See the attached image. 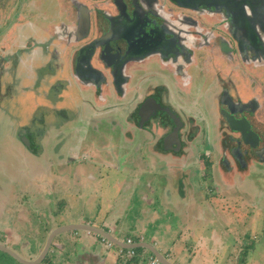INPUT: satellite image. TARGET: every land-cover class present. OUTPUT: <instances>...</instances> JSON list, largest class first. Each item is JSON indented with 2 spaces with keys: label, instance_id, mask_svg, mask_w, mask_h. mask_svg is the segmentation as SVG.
Here are the masks:
<instances>
[{
  "label": "rangeland",
  "instance_id": "374dc122",
  "mask_svg": "<svg viewBox=\"0 0 264 264\" xmlns=\"http://www.w3.org/2000/svg\"><path fill=\"white\" fill-rule=\"evenodd\" d=\"M43 1L46 9L55 14L51 17H55L54 23L58 26L62 23L61 20H64L59 17L58 13L65 12L63 8L66 0ZM16 2L17 0L0 1V27L2 26L0 41L6 34L4 31H9L7 29L9 24L15 22L11 19L8 23L5 17H15ZM2 7H6L4 9L7 13H2ZM28 7L24 9L26 15L23 19L24 22L37 19L36 16H31L30 12L32 11L28 10ZM2 19L3 23L1 24ZM40 20L41 25L54 24L49 17ZM54 26L52 25V27ZM28 31L30 36L36 34L32 29H28ZM28 31L25 30L23 34L26 35ZM49 32L54 33L53 31ZM56 32L61 33V29ZM23 44L25 43H20V46ZM54 53L56 57H52L54 55L52 53L47 62L46 57L45 60H42L45 66L35 70V77L29 80L24 88L18 75L16 63L10 62L9 59H4V61L7 60L8 65H5L6 62H0V77L3 73L5 74L4 78L0 79V88L4 89L3 92L0 90V97L3 96L0 100V240L26 259L31 253L42 251L43 242L46 243L48 238V236L45 237V234L49 230L52 231L55 221L61 226L67 224L69 216H76L81 211L92 214L97 210L102 213L109 209L108 202L104 200L105 197L101 199L103 191L110 188L107 192L111 196L114 207H118V204L125 200L118 193L115 195L113 193L116 189L113 187L116 177L122 178L124 170L119 173L110 172L111 178L108 181H101L97 176L91 178L89 172L98 168L95 165L100 162L101 158L109 161L122 160L127 152L131 151V148L127 149L122 144L129 137V134L126 137L121 133L123 131L121 124L125 128L127 127V113L121 112L120 114H125L122 116L118 112L100 113V116L97 117L102 120V123L97 121L95 123L98 124L97 126L84 122L79 114L85 107L83 104L87 91L69 85L67 73L63 69V53ZM69 93H71V99L68 96ZM133 98V95L131 97L129 95L124 102L122 101L125 108L131 105ZM205 98L200 99L201 101L197 100L196 105L199 110L201 109L198 112V121L207 127L208 118L204 115H208L205 111L210 104L208 100L203 101ZM111 103H114L113 100ZM102 115L108 117L105 118ZM136 131H134L135 141H145L146 139H143L145 133L138 128ZM210 136L209 131L206 130L204 138L210 140ZM26 137L34 141L31 148L28 144L26 145ZM208 147H211L210 142L205 147L201 141L198 148L190 151L193 153L192 157H195L191 159L193 160L191 177L194 190L203 193L205 197L209 198V201L213 202L215 200L213 194L225 191L230 193L231 196L227 197L223 203L213 204L214 206L231 207L232 212H234L232 209L234 204L242 201L240 195H243L242 199L247 204H244L238 215L231 213L232 230L226 237V241L229 242L231 249L242 248L241 244L244 242L251 243L250 247L252 248L245 257L246 262L244 263L264 264V162L251 170L246 182H242L234 188H228L214 182L210 175L213 174L212 170L208 171L207 169L209 167L207 165H211V161L205 157H210L212 152ZM132 148L135 152L133 157L140 158L139 155H142L150 162L154 160L147 149ZM77 151L78 154L75 156ZM84 154H88L87 160L79 161L78 158L83 157ZM66 157L67 165H64L63 160ZM149 167L155 171L152 173L161 175L158 173L160 168L157 165ZM161 173L163 174V172ZM168 175L167 173L162 177L168 180ZM213 187H217L215 192H212ZM207 206V203H203L202 209L205 210ZM218 210L222 212V209ZM168 218L169 221H176V217L169 216ZM162 219L164 217H161ZM220 221L222 220H217L218 228L224 227L223 223H219ZM204 225L205 222L200 227ZM208 227L212 229V226H205L203 232L209 235L211 231L206 229ZM237 232L241 233L240 237ZM68 234L69 231H65L57 235V239L53 240L51 246L53 251H50L44 261L39 264H68L71 259L84 262L87 257L89 258L92 250L86 251L75 243L67 245ZM59 239H63L62 242ZM238 242L240 244H237ZM73 249L75 250L72 252ZM111 257L113 256L111 255ZM119 257L123 263L116 261V264H131L132 262L131 260L127 261L125 255L119 254ZM128 259L130 258L128 257ZM91 262L94 261L91 260ZM105 262L107 264L108 259ZM0 264L23 263L10 254L0 251Z\"/></svg>",
  "mask_w": 264,
  "mask_h": 264
},
{
  "label": "flooded vegetation",
  "instance_id": "af4514ba",
  "mask_svg": "<svg viewBox=\"0 0 264 264\" xmlns=\"http://www.w3.org/2000/svg\"><path fill=\"white\" fill-rule=\"evenodd\" d=\"M27 6L40 26L39 21L44 17L52 22L55 19L44 1L17 0L15 17L6 16L5 19L8 23L11 19L18 22V40L24 43L30 41L28 29L33 25V21L23 20ZM4 8L2 13H7ZM63 10L65 12L58 15L67 21V27L71 21L79 26L77 31H70L78 40L69 50L75 76L82 84H92L99 90L112 82L118 91H124L123 83L131 79L140 83L146 77L149 81L148 84L144 82L145 89L141 88L142 98L138 99L139 91L134 98L136 104L130 111L131 121L150 130L151 136L164 147L166 138L178 125L177 119L181 123L179 144L173 141L170 149L184 145L199 131L206 132L196 124V119L184 118L180 110L163 99L166 83L174 82L177 77L182 83L190 80L194 85L212 78L217 85L211 95L214 93L215 114L224 130L221 138L224 153L238 167L264 159V101L259 100V89L255 88L264 71V0H66ZM11 26L13 23L7 29ZM25 30L28 31L26 35L23 34ZM3 41L4 38L0 41V62L12 57L4 55ZM52 42V37L35 44L29 42L30 47L22 51L31 50L37 44L38 48L48 47ZM22 51L14 54V60L17 61ZM148 59H153L150 63L155 66L153 70L141 68L140 64ZM210 59L225 63L216 64L214 70L202 66ZM157 60L160 64L172 65L173 71L160 68L155 63ZM228 67L235 68L241 79L234 76L231 68L227 74ZM159 81L164 88L149 84ZM261 85L264 86V82ZM248 92L247 98H243ZM260 94H264L263 88ZM142 113L146 117L143 122ZM229 117L236 125L245 127L246 138L242 130L233 128ZM155 128L165 133L158 136Z\"/></svg>",
  "mask_w": 264,
  "mask_h": 264
},
{
  "label": "crops",
  "instance_id": "0c3cea01",
  "mask_svg": "<svg viewBox=\"0 0 264 264\" xmlns=\"http://www.w3.org/2000/svg\"><path fill=\"white\" fill-rule=\"evenodd\" d=\"M32 21L33 25L30 26V29L34 30L36 34H31L30 41L20 46L23 40H18V29H16L18 22H14L13 26L8 29L9 31H6L4 41L2 42V46L6 48L3 50L4 55H12V57L7 58V60L9 59L10 62L16 63L23 88L27 85L29 80L35 77V70L41 66H45L42 61L45 57L47 58V62L48 57L52 55V53L54 54L52 57H56L54 52L63 53V69L67 73L69 85L87 91L83 104L85 107L79 114L84 122L93 123L92 125L97 126L98 124H95L97 121L102 123V120H99L100 118L97 117L100 116V113H127L126 125L129 129L121 124L123 129L121 133L125 134L126 137L129 134V137L128 140L126 139L122 144H124L127 149L131 148V151L129 153L127 152V155H125L122 160L109 161L101 158L100 162L96 163V165L94 164L98 168H96V170L92 169L89 172L91 178L97 176L101 181H108L109 178H111L110 172L119 173L121 170H124V176H122V178L119 176L116 177L117 179L113 185L116 189L113 193L114 195L118 193L121 195V198L125 200L120 204L117 203L118 207H114L111 196L107 192L110 190L109 188L107 191H103L101 196V199L105 197L104 200L108 202L109 209L102 213L100 210H97L92 214H86V212L81 211V213H78L76 216H69L67 218V224L90 223L109 231L112 235L124 242L127 237H131L135 243L149 242L155 245V247L174 264H245V257L249 253L250 248H252L250 247L251 243L244 242L241 244L242 248L235 247L231 249L229 242L226 241V237L230 235L232 230L231 213H236L238 215L241 213L244 204H247V202L242 199L243 195H240V200L242 201H238L234 204L235 206L232 208L234 212L231 211V207L214 206L213 203H223L231 194L226 191L215 195L213 194L212 196H215L214 202L212 200L209 201V198L205 197L203 193H199L196 189L194 190L191 177V168L193 167V160L191 159L195 157H192L193 153H190V151L198 148L201 141L205 147H207L208 142L211 143V147L208 148L211 149L212 152L210 157L206 156L205 158H209L211 161V165L208 164L207 166L209 167L207 169L208 171L212 170L213 174L210 175L213 181L228 188H234L242 182H246L250 176L251 170H253L254 167L256 168L258 164L264 162V159H255L250 161L247 166L238 167L237 164L231 160L229 155L224 153L225 148L221 147V138L224 130L215 114L216 105L213 100L214 93L211 95V93L216 90L215 88H217V85L212 78L202 79L200 82H195L194 85L190 80L189 82L187 81V83H182L177 77L174 79V82L166 83V94L163 95V99L177 110H180L184 118L190 117L196 119V124L200 127H204L211 135L209 137L210 140H208V138L202 137L205 132L199 131L197 135L185 141L184 145L178 146L175 149L166 148L157 138L155 139V137L153 138L151 136L150 130L148 131L145 128L138 127L131 121L132 113L130 111H132L136 104V101L134 103V98L137 96L138 91V99L140 100L142 98V89H145L144 85H146L144 82L148 84L149 81L146 80V77L143 78L145 81L142 79V82H140L141 85L139 82L134 83L132 79L123 83L124 91H118L111 81L109 85L103 86L101 90L96 89L92 84H82L78 77L75 76L74 68L69 59V50L78 44V40L72 37L70 31L72 29V31H74V29L77 31L79 27L78 24L71 21L67 27V21L61 20L62 23L59 24L60 26H57L53 20L52 23L54 24L52 25H55L54 27L49 24H47V27H44V25L40 26L36 24L34 20ZM55 29H61V33H57ZM49 31H53L54 33L52 34ZM27 36H30V33ZM32 37H34L35 40ZM49 37L53 38V42L50 46L47 47L43 45V47L38 48L39 46L37 45L36 48L35 45V48L31 50L22 51L24 47H30L29 42L35 44L36 41H45ZM17 45H19V48ZM20 51L22 52L19 53V57H16L17 61L14 60V54ZM218 60L219 59L213 61V59H210L208 62L205 60L202 66L214 70L216 64L220 66L221 63H225L223 60ZM6 61L3 60L2 62ZM152 61L153 59L145 60L140 64L141 68L153 70L154 68L152 67L155 66L154 64H150ZM155 63L156 65H160L162 69L173 71V66L167 62H161L160 64L159 60H157ZM5 65H8V62H6ZM231 67L226 69L227 74ZM234 67L237 68L235 65ZM235 68H231L232 71H235L234 76L237 75V79H241V76ZM206 71H208V69ZM209 74H211V72ZM3 75L5 76L3 73L0 79ZM196 76H199V74L197 73ZM263 82L264 71L262 73V80L260 81L258 79L255 83V88L259 89V100L261 102L264 101V94H260L262 93V88L264 89V86L261 85ZM149 84L154 86L163 85L160 81L155 83L151 82ZM241 89L243 90V83L241 84ZM0 90L2 92L4 91L2 87ZM255 93H257V91ZM248 94L249 92L244 94L243 98H247ZM129 95L130 97L133 95L134 98L132 99L133 101L131 100V105L125 108V104H123L122 101L124 102ZM68 96L71 99V93H69ZM206 96H208V98H205ZM2 98L3 96L0 97V100ZM203 98H205L203 101L208 100L210 104L205 111L208 115H204L208 118L207 127H205V124H201V122L198 121V112H200L201 109L199 110L197 107L196 101H201L200 99ZM112 100L114 103H111ZM213 101L215 107L213 106ZM124 113L120 115H125ZM102 116L105 118L108 117L106 115ZM137 128L145 133L143 139L146 140L142 142L139 141L140 143L135 141L136 134L134 135V131L137 132ZM154 133L161 136L165 132H162L161 128H155ZM27 144L31 148L34 145L33 139L30 138L29 142H26V145ZM131 146L135 147L136 150L142 147L147 149L149 153L152 154L151 157H153L154 160L150 162L142 155H139L140 158L133 157L132 155L135 154V152ZM77 154L78 151L75 152V156H77ZM87 158L88 154H84L83 157H79L78 160L83 161L87 160ZM63 164L67 165V157L63 160ZM151 165H157L160 168L158 172L161 174L160 176L152 173L155 171H153L152 167L150 169L149 166ZM161 172H163V174ZM167 173L169 174L167 176L168 180L162 177V175L164 176ZM204 177L206 176L204 175ZM213 189L212 192H215L217 187H213ZM203 203L208 204L205 210L202 209ZM237 207L239 208L238 210L236 209ZM218 209H222V212ZM169 216L176 217V221H179V223H176L175 220L169 221ZM161 217H164V219L161 220ZM217 220H222L219 223H223L224 227L218 228L219 224ZM204 222L205 225L200 227ZM57 226H59V223L55 221L52 228L54 229ZM205 226H212V229L210 227L206 228L208 231H211L209 235L203 232L205 231ZM49 233L50 230L46 232L45 237L48 236ZM237 234H239L240 237L241 233L237 232ZM17 237L20 236L17 235ZM56 239L57 236H55L53 240ZM105 239L107 240V238L88 230L69 231L67 245L72 243H75V245L79 244L86 251L92 250V253L84 262H79L78 259H71L68 261V264H106V259L109 261L107 264H116V261H118V263L120 261L122 262L119 254L125 255L127 261H132L131 264H151V258H157L153 252L142 246L136 247V254L129 256L126 252L125 254L120 252V245L114 242L112 245H109ZM62 240L63 239H59L60 242H62ZM44 242L43 245H45ZM0 243H2L1 240ZM237 244L240 243L238 242ZM137 248H143V250H137ZM74 250L75 249H73L72 252ZM50 251L52 252L53 250ZM39 253L40 251L38 253L35 252V254L31 253V255L27 257V260L37 258ZM227 253H229V255H226ZM242 254H244V257ZM111 255L113 257H111ZM128 257L130 259H128ZM91 260L94 262H91Z\"/></svg>",
  "mask_w": 264,
  "mask_h": 264
},
{
  "label": "water",
  "instance_id": "95a60500",
  "mask_svg": "<svg viewBox=\"0 0 264 264\" xmlns=\"http://www.w3.org/2000/svg\"><path fill=\"white\" fill-rule=\"evenodd\" d=\"M86 63H88V62H86ZM79 66H80V64H79ZM78 70H79V67L77 68V71ZM79 75L82 76L80 72H79ZM144 107H145V105H144ZM168 110H170V109L168 108ZM144 119H146L145 113L142 115V121L141 122H143ZM229 119L232 122L231 124H232L233 128L236 130H242L243 136L246 138L247 133L245 132L246 131L245 127H240L239 125H236L234 123V121H232L233 119L231 117H229ZM177 124H178L177 127L173 130V132L165 140V147L166 148H171L173 141H177L179 144L178 127L181 125L179 119H177ZM25 140L27 143L29 142L28 137H26ZM77 230H88L91 232H95V233L107 238L111 242H114L115 244L120 245V246L125 247V248H136V247H140V246L145 247L154 253V255L158 258V260L161 264H174L166 256H164L155 247V245H153L149 242H138V243L134 242L132 244H127L124 241H122L119 238L112 235L109 231H107L101 227H98L96 225L90 224V223H69V224H64V225H61V226L54 228L49 233L48 238L46 240V243L44 245V248L40 252L39 256L37 258H35L34 260H27V259L21 257L18 253H16L13 249H11L6 243H0V251H3V252L10 254L11 256L16 258L19 262H21L23 264H39V263H42L44 261V259L46 258V256L50 252L51 246L53 243V239L55 238V236H57L61 232L77 231Z\"/></svg>",
  "mask_w": 264,
  "mask_h": 264
},
{
  "label": "built area",
  "instance_id": "2783aa9c",
  "mask_svg": "<svg viewBox=\"0 0 264 264\" xmlns=\"http://www.w3.org/2000/svg\"><path fill=\"white\" fill-rule=\"evenodd\" d=\"M106 240V239H105ZM106 242L109 244V245H112L113 244V242H111L110 240H106ZM125 242L127 243V244H132V243H134V240L131 238V237H127L126 238V240H125ZM120 252L121 253H124L125 254V252H126V254H128L129 256H133V255H135L136 254V249L135 248H125V247H120ZM151 264H161L160 262H159V260L157 259V258H155V257H152L151 258Z\"/></svg>",
  "mask_w": 264,
  "mask_h": 264
},
{
  "label": "trees",
  "instance_id": "16d2710c",
  "mask_svg": "<svg viewBox=\"0 0 264 264\" xmlns=\"http://www.w3.org/2000/svg\"><path fill=\"white\" fill-rule=\"evenodd\" d=\"M137 250H143V248H137Z\"/></svg>",
  "mask_w": 264,
  "mask_h": 264
}]
</instances>
